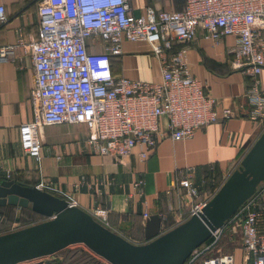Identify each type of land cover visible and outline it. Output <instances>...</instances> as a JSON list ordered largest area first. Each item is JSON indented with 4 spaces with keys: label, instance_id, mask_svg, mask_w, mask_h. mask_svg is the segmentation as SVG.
<instances>
[{
    "label": "built area",
    "instance_id": "1",
    "mask_svg": "<svg viewBox=\"0 0 264 264\" xmlns=\"http://www.w3.org/2000/svg\"><path fill=\"white\" fill-rule=\"evenodd\" d=\"M38 13V40L20 39L17 45L0 47V60L10 59L15 47L30 49L33 55L34 119L20 125L19 141L23 152L37 160L42 149L39 130L48 125L85 124L90 131L85 146L94 154L129 156L138 148L139 158L146 160L161 138L188 139L217 122V99L193 74L185 50L179 48L195 40L200 31L214 45L234 37L233 64L254 79L246 94L250 118L264 122L259 79L264 70V0H186L179 10L150 5L139 15L133 0H40ZM3 19L4 7H0ZM95 36L106 41L105 52L88 49L87 41ZM124 36L151 45L161 65L159 82L113 73L111 56L121 51ZM233 114V109H223L224 118ZM6 177H11L10 170ZM142 184L139 179L135 186L140 190ZM179 185L189 197L200 195L191 173ZM206 202L193 204L185 220ZM110 210L111 206L98 208L91 214L106 226ZM232 222L241 229V260L235 253L200 256L215 249ZM98 257L101 264H110ZM185 264H264V181Z\"/></svg>",
    "mask_w": 264,
    "mask_h": 264
},
{
    "label": "crops",
    "instance_id": "2",
    "mask_svg": "<svg viewBox=\"0 0 264 264\" xmlns=\"http://www.w3.org/2000/svg\"><path fill=\"white\" fill-rule=\"evenodd\" d=\"M185 1L133 0L137 15L150 5L179 10ZM39 3L40 0H0V7H4L0 47L17 45L20 39L26 43L38 40ZM234 42L230 36L214 45L200 31L195 40L179 45L187 54L193 74L217 99L220 118L188 139L161 138L146 160L139 158L138 148L129 156H101L86 146L62 147L73 128L84 129L90 135L89 127L82 123L42 127L41 158L25 154L19 141V127L34 119L32 90L36 71L31 50L15 47L10 59L0 60V178L10 170V178L61 196L90 213L111 206L108 228L137 244L146 241L145 225L151 215L162 217V230L177 226L189 216L193 204L213 197L211 189L223 185L264 131L263 121L250 118L252 107L246 94L254 79L246 69L235 68L230 54ZM87 45L90 51L98 53L106 51L107 43L95 36ZM111 66L115 75L134 80L159 82L162 77L151 45L125 36L121 51L111 56ZM259 79L264 90V70ZM225 108L233 109L234 114L224 118ZM189 173L200 189L195 199L179 185V180ZM139 179L143 180L140 190L135 186ZM41 216L31 207H0V221L10 219L14 227L0 235L38 223ZM42 264L70 263L55 254L43 258Z\"/></svg>",
    "mask_w": 264,
    "mask_h": 264
},
{
    "label": "water",
    "instance_id": "3",
    "mask_svg": "<svg viewBox=\"0 0 264 264\" xmlns=\"http://www.w3.org/2000/svg\"><path fill=\"white\" fill-rule=\"evenodd\" d=\"M264 181V131L202 209L168 231L162 217H148L145 243H134L94 216L38 186L0 178V207H31L46 220L0 235V264H22L84 244L110 264H185L191 254L225 224Z\"/></svg>",
    "mask_w": 264,
    "mask_h": 264
},
{
    "label": "rangeland",
    "instance_id": "4",
    "mask_svg": "<svg viewBox=\"0 0 264 264\" xmlns=\"http://www.w3.org/2000/svg\"><path fill=\"white\" fill-rule=\"evenodd\" d=\"M88 137H89V133L87 134L86 131H84V129L73 128L69 133V139L68 140L66 139V141L62 143V147L65 148L67 144L78 148L83 147L85 146ZM218 185L214 186L211 189V193L215 194L219 190L220 187H218ZM44 220H46V217L41 216L40 221L38 222ZM13 228L14 227L12 226L10 219L8 220L4 219L3 221H0V232H6L8 230H12ZM240 247H241V229L239 224L232 222L226 228L220 242L217 244L215 249L211 252H205L200 256L218 257L223 254L235 253L236 260H241L242 250ZM199 252L200 250L198 251V253ZM57 254H59V256L65 257L70 264H96L97 260L100 259L94 252H92L84 244L71 245Z\"/></svg>",
    "mask_w": 264,
    "mask_h": 264
},
{
    "label": "trees",
    "instance_id": "5",
    "mask_svg": "<svg viewBox=\"0 0 264 264\" xmlns=\"http://www.w3.org/2000/svg\"><path fill=\"white\" fill-rule=\"evenodd\" d=\"M90 254H91V253H90ZM91 255H92V254H91ZM96 264H101V262H100V260H99V259L97 260V263H96Z\"/></svg>",
    "mask_w": 264,
    "mask_h": 264
}]
</instances>
